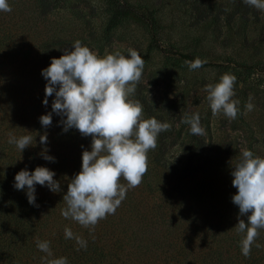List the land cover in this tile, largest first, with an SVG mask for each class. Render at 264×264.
I'll return each mask as SVG.
<instances>
[{
  "label": "trees",
  "instance_id": "16d2710c",
  "mask_svg": "<svg viewBox=\"0 0 264 264\" xmlns=\"http://www.w3.org/2000/svg\"><path fill=\"white\" fill-rule=\"evenodd\" d=\"M3 14L0 12V16ZM106 14L104 31L123 24L140 27L148 36L147 53L161 54L177 69H187L185 61L197 58L160 43L153 10L124 0H106ZM2 40L0 37V47ZM2 59L0 77L9 71L14 74L21 66L30 68L24 75L14 76L15 86L7 81L0 87V264H41L46 253L37 249V239L50 242L53 256L49 259L66 257L69 264H264V247L254 244L246 258L240 248L245 234L233 229L239 216L238 206L232 203L237 189L232 186L231 175L241 159L237 153L227 161L214 158L204 162L199 154L190 152L176 172L160 163L164 153L156 148L147 154L148 171L142 183L130 189L116 213L101 220L94 231L65 219L61 212L66 207L63 196L67 185L81 171L82 152L91 148L83 146L88 141L65 135L59 120L52 118L47 129L41 126L39 117L50 112L49 101L54 95L47 98L50 107L44 106L45 94L34 95L31 85L42 80L41 71L45 68L36 72L32 57H9L8 63ZM221 66L205 63L202 67ZM242 68L247 75L255 71L250 66ZM25 81L29 96L22 101L21 85ZM6 90L19 100L7 101ZM9 133L17 138L31 135L33 142L21 153L8 143ZM45 133L48 143L42 145L40 136ZM61 143L71 144V150L60 151ZM45 148L55 162L41 157ZM38 166L56 173L54 180L60 182L61 191L53 193L46 186L36 185V207L28 203L26 188L19 191L13 185L18 172H32ZM120 182L126 183L123 179ZM220 182L227 184L225 189H221ZM240 219L247 222V216ZM65 227L87 241L86 250H77L79 245L74 239H65ZM255 243L264 245V229L259 230Z\"/></svg>",
  "mask_w": 264,
  "mask_h": 264
},
{
  "label": "rangeland",
  "instance_id": "374dc122",
  "mask_svg": "<svg viewBox=\"0 0 264 264\" xmlns=\"http://www.w3.org/2000/svg\"><path fill=\"white\" fill-rule=\"evenodd\" d=\"M124 1L154 11L157 39L162 45L222 66L177 69L161 54L147 53L148 36L140 27L123 24L104 31L106 0H7L12 11L0 16V58L7 62L9 57H32L38 72L49 67L53 58H60L65 49L73 50L75 41L101 58L115 52L127 57L128 49H134L144 60V69L129 99L142 104L144 119L155 118L171 125L169 131L159 134L156 147L164 153L160 163L168 171L177 172L190 152L199 154L204 162L214 158L227 161L244 149L252 151L254 157L264 158V11L243 0ZM6 66L11 68L10 64ZM243 66L255 71L247 75ZM29 68L30 65L21 66L14 74L9 71L1 76L0 87L7 81L15 86L14 76L24 75ZM225 73L236 76L234 99L240 101V114L235 120L223 114L213 115L205 91L206 85L218 83ZM46 83L42 78L31 85L34 95L45 94L42 92ZM27 84L25 81L21 85L22 101L29 96ZM8 90L6 100L18 101ZM250 96L255 107L244 114ZM54 99L55 96L49 102L52 104ZM196 113L206 135H192L190 125L182 122ZM52 118L60 122L66 119L55 113ZM64 134L88 141L83 146L91 148V137H83L77 129ZM71 148V144L59 145L64 152ZM226 185L219 183L221 189Z\"/></svg>",
  "mask_w": 264,
  "mask_h": 264
},
{
  "label": "clouds",
  "instance_id": "9594fccd",
  "mask_svg": "<svg viewBox=\"0 0 264 264\" xmlns=\"http://www.w3.org/2000/svg\"><path fill=\"white\" fill-rule=\"evenodd\" d=\"M243 3L264 11V0H243ZM7 0H0V12H11ZM73 50H64L60 58H53L50 66L41 71L47 81L44 106L48 97L55 96L52 111L39 117L45 129L52 124V114L66 117L61 120L63 131L77 129L83 137H91V151L82 152L81 171L67 185L63 196L66 207L62 216L71 219L90 231L114 215L126 198L130 189L138 187L148 171V152L155 150L161 132L169 131L171 125L155 118H143V106L139 101L129 99L141 80L144 60L134 49H128V56L115 52L101 58L80 41H75ZM206 61L196 58L185 61L189 70L201 68ZM236 76L225 73L216 84L205 87L207 100L213 115L223 114L235 120L240 114V101L234 99ZM252 97L245 105V113L254 110ZM192 135H206L198 113L185 118ZM33 138L24 135L19 138L9 133L8 143L14 144L22 153L31 146ZM40 143H48L47 134L40 136ZM83 147V146H82ZM45 148L41 157L49 162L55 158L47 155ZM232 186L237 194L232 203L239 208L238 223L233 228L245 234L240 241L241 254L250 257L259 230L264 229V158L254 157L252 151L244 149L241 159L233 166ZM55 172L46 167H36L34 171L21 170L14 178V189L23 191L30 205H36V185L46 186L53 193L61 191V184L54 180ZM64 179H67L65 177ZM121 179L126 183H121ZM247 216V222L240 217ZM65 239H74L77 250L87 248V241L65 227ZM37 249L46 256L41 264H69L66 257L52 258L49 241H36Z\"/></svg>",
  "mask_w": 264,
  "mask_h": 264
}]
</instances>
